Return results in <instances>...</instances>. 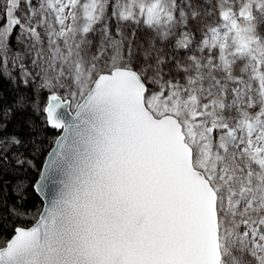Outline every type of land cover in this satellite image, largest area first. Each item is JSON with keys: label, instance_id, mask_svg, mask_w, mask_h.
<instances>
[{"label": "snow or ice", "instance_id": "6c2138e0", "mask_svg": "<svg viewBox=\"0 0 264 264\" xmlns=\"http://www.w3.org/2000/svg\"><path fill=\"white\" fill-rule=\"evenodd\" d=\"M0 264H264V0H0Z\"/></svg>", "mask_w": 264, "mask_h": 264}, {"label": "trees", "instance_id": "16d2710c", "mask_svg": "<svg viewBox=\"0 0 264 264\" xmlns=\"http://www.w3.org/2000/svg\"><path fill=\"white\" fill-rule=\"evenodd\" d=\"M8 95H9V98H11V92H9ZM40 99H41V101H42V98H40ZM31 116H32L31 111H29V112H27V113H24V114H19V113H17L15 116L12 117L11 123L9 124V130H10V131L15 130V129H16V125H17V123H18L21 119H26V118L31 117ZM33 118L39 120V117H33ZM53 135H55V132H54V131H50V133H49V139H51ZM48 149H49V145H48V144H45V145H44V152L39 153V154L37 155V163H38V165H39L40 163H42L43 161L46 160V157H47V156H46V152H47ZM35 202H36V203H39V202H40V201H39V198H36Z\"/></svg>", "mask_w": 264, "mask_h": 264}, {"label": "water", "instance_id": "95a60500", "mask_svg": "<svg viewBox=\"0 0 264 264\" xmlns=\"http://www.w3.org/2000/svg\"><path fill=\"white\" fill-rule=\"evenodd\" d=\"M46 159H47V157H46Z\"/></svg>", "mask_w": 264, "mask_h": 264}]
</instances>
